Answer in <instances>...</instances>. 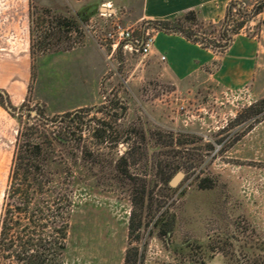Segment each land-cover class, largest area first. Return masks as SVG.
I'll return each instance as SVG.
<instances>
[{"label": "rangeland", "instance_id": "1", "mask_svg": "<svg viewBox=\"0 0 264 264\" xmlns=\"http://www.w3.org/2000/svg\"><path fill=\"white\" fill-rule=\"evenodd\" d=\"M230 1L184 24L223 42ZM236 1L228 33L258 46L243 85L214 79L224 53L178 81L124 49L120 31L139 37L149 21L144 0H0V91L15 107L0 94V216L17 137L33 125L71 202L65 264H124L131 246L142 264H264V0ZM64 17L76 26L60 38ZM165 212L169 236L155 225Z\"/></svg>", "mask_w": 264, "mask_h": 264}, {"label": "trees", "instance_id": "2", "mask_svg": "<svg viewBox=\"0 0 264 264\" xmlns=\"http://www.w3.org/2000/svg\"><path fill=\"white\" fill-rule=\"evenodd\" d=\"M234 8L239 13L240 6L236 0L230 1L226 7L220 29V39L223 42L212 41L206 33L195 31L191 26L184 24L187 21L191 25L201 26L204 20L196 10L186 11L171 19L149 20L146 23L156 30L181 34L188 40L220 54L227 50L233 39L228 33V26ZM75 26L76 23L71 18L58 20L59 37L65 36ZM240 27L242 24L237 25L234 33H238L237 29ZM31 54L33 56L34 53ZM0 94L5 95L6 103L15 109L8 95L3 91H0ZM261 102H264V98ZM254 107L255 105H252L248 109ZM36 117L44 123L53 122L44 118L41 112ZM37 132L33 125H29L17 137L12 173L0 216V264H65L67 260L71 202L68 194L60 193L57 188L52 163H47L45 158V155H48L46 142L40 141ZM53 139L59 143H65L66 140L59 134H53ZM80 151L85 158V150ZM174 218L173 213L165 212L156 220L155 225L160 235H171L175 226ZM134 224L133 220L129 224L131 235L139 228ZM124 264H142L138 247L127 248Z\"/></svg>", "mask_w": 264, "mask_h": 264}, {"label": "crops", "instance_id": "3", "mask_svg": "<svg viewBox=\"0 0 264 264\" xmlns=\"http://www.w3.org/2000/svg\"><path fill=\"white\" fill-rule=\"evenodd\" d=\"M216 0H144L141 19L167 20L189 10H196L205 21L211 19L216 10ZM228 5V4H227ZM227 7V6H226ZM226 8L224 11V15ZM258 51L257 43L247 41L236 35L230 46L220 58V67L214 79L228 84L243 85L253 75V56ZM165 65V69L174 80H184L195 75L205 66H209L217 53L192 42L178 33H167L161 30L154 32V43L150 50ZM164 56V59L161 57ZM218 75V76H217ZM79 106V105H75Z\"/></svg>", "mask_w": 264, "mask_h": 264}, {"label": "built area", "instance_id": "4", "mask_svg": "<svg viewBox=\"0 0 264 264\" xmlns=\"http://www.w3.org/2000/svg\"><path fill=\"white\" fill-rule=\"evenodd\" d=\"M146 24L142 30V35L139 37H134L132 32L128 30L120 31V38H124L125 41L123 44L124 49L136 51L144 55L150 53L154 43V30L148 28ZM161 59H164V56Z\"/></svg>", "mask_w": 264, "mask_h": 264}, {"label": "water", "instance_id": "5", "mask_svg": "<svg viewBox=\"0 0 264 264\" xmlns=\"http://www.w3.org/2000/svg\"><path fill=\"white\" fill-rule=\"evenodd\" d=\"M101 10H104V8H101ZM6 109L9 111V112H13L14 110L10 107V106H6ZM184 176V172L182 171H178L169 181V184L170 186L174 187L176 186L179 181L183 178Z\"/></svg>", "mask_w": 264, "mask_h": 264}, {"label": "flooded vegetation", "instance_id": "6", "mask_svg": "<svg viewBox=\"0 0 264 264\" xmlns=\"http://www.w3.org/2000/svg\"><path fill=\"white\" fill-rule=\"evenodd\" d=\"M227 237L229 236V235H226ZM245 247H247V245H245ZM249 248V247H248ZM213 253H216V252H221V249L220 248H213L212 250H211Z\"/></svg>", "mask_w": 264, "mask_h": 264}]
</instances>
